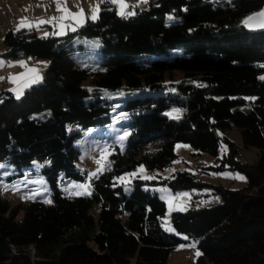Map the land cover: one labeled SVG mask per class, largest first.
I'll return each instance as SVG.
<instances>
[{"label":"trees","instance_id":"16d2710c","mask_svg":"<svg viewBox=\"0 0 264 264\" xmlns=\"http://www.w3.org/2000/svg\"><path fill=\"white\" fill-rule=\"evenodd\" d=\"M147 4L122 16L105 3L95 21L64 38L5 33L2 56L49 65L20 99L0 92V165L13 167L11 182L39 162L52 201L12 207L0 197V264H169L171 252L188 243L200 253L196 264H264V31L244 24L264 11V0ZM75 38L81 43L72 45ZM119 92L141 95L118 105ZM169 108L182 117L165 115ZM76 125L129 133L119 142L124 152L109 139L111 164L98 178L76 166L77 133L69 131ZM233 128L245 148L259 150L254 164L240 162L235 142L221 134ZM177 143L215 157L225 144L221 168L243 172L246 185L211 186L216 202L172 212L170 233L163 226L167 205L147 182L135 179L127 192L118 179L139 166H171ZM88 179L89 196L58 188L59 181ZM159 183L173 192L207 186L186 171Z\"/></svg>","mask_w":264,"mask_h":264},{"label":"rangeland","instance_id":"374dc122","mask_svg":"<svg viewBox=\"0 0 264 264\" xmlns=\"http://www.w3.org/2000/svg\"><path fill=\"white\" fill-rule=\"evenodd\" d=\"M125 2L129 5L128 0H125ZM138 2H140V0ZM148 2L149 0H147V3ZM105 3L108 2L100 3V0H67V8L69 11L76 13L79 9H83L84 16L82 22L78 23L71 19H65L59 22L52 20L51 23H45L39 27L22 29L34 30L38 36L64 38L67 35L76 33L88 21H95L96 19L93 20L90 18L92 16L91 8L99 4V15L102 5ZM112 5H114L115 9L120 14L118 5ZM25 9H27V11H25ZM125 11L131 12L133 10L128 8ZM62 15H64V13L62 11H57L54 0H0V24L13 22L11 28L15 31H17L16 29L22 19L26 18L27 21L35 24L39 20L49 21L53 17L59 18ZM8 30L9 29L0 28V54L5 50L3 37ZM79 42L81 43L79 39L75 38L71 41V44L77 45ZM93 45L96 47L98 43L93 42ZM0 61L3 62V66L0 67V84L2 79L6 76L9 83V88L7 90L12 92L16 99H20L26 90L43 81L46 69L49 65V61L46 59L24 55L9 58L8 63H6V58L1 55ZM21 62H23L24 66H20ZM29 69H36L37 72H29ZM37 75L40 78L33 83L32 80ZM12 77H19V79L13 82L11 80ZM177 77L181 78V74L178 73ZM2 90L3 89L0 86V92ZM140 95V92H119L114 94V98L120 99L121 103L118 105H121L124 100ZM111 99L113 100V98ZM164 114L175 119H180L182 117V112L178 108H169ZM69 131L70 133H77L74 140V145L77 149L76 166L81 172H87L88 178H93L91 177V173L97 172L98 165L95 163L96 160H100L101 165L104 164L105 157L109 160V157L113 152L112 149L114 148L108 143L109 139L113 138L117 144L122 142L119 140V137L122 135L117 134V131L113 128L106 129L105 132H103L102 129L82 130L76 125L71 127ZM221 134L226 139H231L235 142L239 148L237 159L240 162L245 164H254L256 162L259 150L254 147L245 148L238 129L233 128L225 130ZM120 147L122 152H124V146L120 145ZM105 148H107L108 151L104 152L103 150ZM150 148L151 147H149V149ZM225 150V144L222 143L220 155L219 157H215L208 153L198 152L189 144L177 143L175 145L177 160H175L171 166L165 169L155 170H148L144 166H139L133 172L118 179V182L125 186L127 192L131 191L132 182L135 179L147 182L145 188L156 192L167 205V213L163 218V226L171 233L172 228L170 226V216L172 212H185L193 206H210L216 202L217 196L213 194L214 190L211 186L222 185L232 189H241L245 187L246 176L243 172L231 169L228 164H226L225 168H221L224 163ZM0 166H2L0 167V197L9 202L12 207H24L29 202L35 200L44 203H49L48 201H50L51 203V187L49 186V182L40 174L41 164L39 162H33L31 166V170L33 171L32 174L26 176L23 180L11 182L8 180V177L12 174L13 170L11 164L4 162ZM141 168H143V171H141ZM107 170L108 168H104L102 172L98 173V175ZM184 171L194 174L197 181L203 182L207 186L200 189L193 188L190 190L173 192L166 185L159 183L164 179L173 177L178 172ZM145 177H152V179H145ZM238 177H243V179H239ZM79 184L90 185V182L89 179L87 182H76L73 180L59 181L58 188L73 196H89L81 195L79 194V189L73 188V185ZM4 186H7L6 190ZM90 191L92 192L91 187ZM184 193H187L188 195L177 198L178 194ZM98 211L99 205H96L93 209L95 216H97ZM23 213L24 209L20 208L17 218L21 219ZM193 245L195 244L188 243L175 248L170 254L169 264H196L198 251ZM35 255L36 253L33 252V256Z\"/></svg>","mask_w":264,"mask_h":264},{"label":"snow or ice","instance_id":"6c2138e0","mask_svg":"<svg viewBox=\"0 0 264 264\" xmlns=\"http://www.w3.org/2000/svg\"><path fill=\"white\" fill-rule=\"evenodd\" d=\"M54 2L56 3L57 11H62L64 13V15H62L59 18L53 17L49 21L39 20L35 24L27 21V19L25 18L19 22V25H18L16 30L20 31L22 28L39 27L40 25H43L45 23H51L52 20H56L57 22H59V21L65 20V19H71V20L76 21L78 23L82 22L83 16H84L82 8L79 9L76 13H73V12L69 11L67 8V0H54ZM104 2H108V3L118 5L121 15H134L135 14L134 12L125 11L129 7H135V6L128 5L125 2V0H100V3H104ZM140 2L147 3V0H140ZM25 11H27V9H25ZM91 12H92V16L90 18L93 20L97 19L98 18V12H99V4H97L95 7L91 8ZM170 19H171V17H170ZM253 23H255L256 25H258L261 28H264V11H261L259 13H255V14L249 16L248 18H246L244 21L245 25H251ZM2 66H3V62L0 61V67H2ZM20 66H24L23 62H21ZM29 72L36 73L37 70L36 69H29ZM39 78L40 77L38 75L35 76L33 78L32 82L35 83ZM17 79H19V77H12L11 78V80L13 82ZM128 135H129V133L125 132L122 136L119 137V140L123 141L125 139V137ZM103 151L106 152V151H108V149L105 148ZM102 155H103V152H102ZM95 163L98 165L97 172L91 173V177L98 178V173L102 172V170L104 168L110 167L111 161H108L107 158L105 157L103 165H101L100 160H96ZM0 167H2V166H0ZM141 171H143V168H141ZM238 178L243 179V177H238ZM145 179H152V177H145ZM4 187L6 190L7 186H4ZM73 188L79 189L80 190L79 194H81V195H90L91 194L90 185H86V184L73 185ZM187 195H188L187 193L178 194L177 198H179L180 196H187ZM48 202L50 203V201H48ZM169 230H171V229H169ZM194 246L195 245H193V247ZM197 255H200V253L197 252Z\"/></svg>","mask_w":264,"mask_h":264},{"label":"built area","instance_id":"2783aa9c","mask_svg":"<svg viewBox=\"0 0 264 264\" xmlns=\"http://www.w3.org/2000/svg\"><path fill=\"white\" fill-rule=\"evenodd\" d=\"M128 3L131 6H135V7H129L130 10L145 8L148 6L147 3L138 2L137 0H128ZM12 25H13V22L1 23L0 28L1 29H10L12 27ZM8 62H9V58L6 59V63H8ZM0 86L2 89H8L9 88V83H8V80L6 77L2 80Z\"/></svg>","mask_w":264,"mask_h":264},{"label":"water","instance_id":"95a60500","mask_svg":"<svg viewBox=\"0 0 264 264\" xmlns=\"http://www.w3.org/2000/svg\"><path fill=\"white\" fill-rule=\"evenodd\" d=\"M246 26H247L248 29H250L252 31H264V28L259 27L255 23H253L251 25H246Z\"/></svg>","mask_w":264,"mask_h":264},{"label":"bare ground","instance_id":"6f19581e","mask_svg":"<svg viewBox=\"0 0 264 264\" xmlns=\"http://www.w3.org/2000/svg\"><path fill=\"white\" fill-rule=\"evenodd\" d=\"M3 53H4V52H3ZM3 53H1L0 56H1ZM6 59H8V58H6Z\"/></svg>","mask_w":264,"mask_h":264},{"label":"crops","instance_id":"0c3cea01","mask_svg":"<svg viewBox=\"0 0 264 264\" xmlns=\"http://www.w3.org/2000/svg\"><path fill=\"white\" fill-rule=\"evenodd\" d=\"M137 1H139V0H137ZM117 11V10H116ZM121 15V14H120ZM123 16V15H122ZM3 52V51H2ZM6 77V76H5ZM3 80V79H2Z\"/></svg>","mask_w":264,"mask_h":264}]
</instances>
